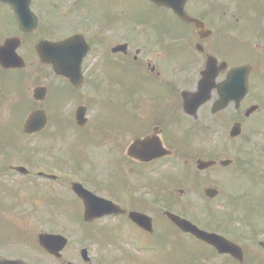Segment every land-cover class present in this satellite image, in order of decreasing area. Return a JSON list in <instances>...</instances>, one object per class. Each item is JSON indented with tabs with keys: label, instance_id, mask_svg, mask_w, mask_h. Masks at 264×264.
<instances>
[{
	"label": "flooded vegetation",
	"instance_id": "1",
	"mask_svg": "<svg viewBox=\"0 0 264 264\" xmlns=\"http://www.w3.org/2000/svg\"><path fill=\"white\" fill-rule=\"evenodd\" d=\"M144 1L149 8L137 12L127 0H0V46L12 40L25 62L0 65V111L11 104L0 116V264H195L198 256L205 264L215 255L237 263L168 211L243 248L227 233L264 244V0H188L205 29ZM65 40V50L52 45ZM210 57V92L194 99ZM242 65L243 96L230 79ZM35 110L46 124L26 134ZM19 137H36L34 150ZM76 184L117 213L87 222ZM187 199L206 202L205 215ZM76 232L87 243L77 249ZM44 234L65 238L53 244L62 245L57 254L43 247Z\"/></svg>",
	"mask_w": 264,
	"mask_h": 264
},
{
	"label": "water",
	"instance_id": "2",
	"mask_svg": "<svg viewBox=\"0 0 264 264\" xmlns=\"http://www.w3.org/2000/svg\"><path fill=\"white\" fill-rule=\"evenodd\" d=\"M150 1L155 2L159 6L165 5L169 8H171L174 12H176L179 15V17H181L185 21L186 20L187 21L193 20L189 17L188 13L185 12V9H184L185 5L187 3V0H150ZM15 10H16L17 18L21 19V11H19V9L17 7L15 8ZM194 21L197 23L198 27L204 28V24L202 22H200L198 20H194ZM204 35H207V34H204ZM67 43H68V41L59 43L58 44L59 50H65L64 47L67 46ZM11 44H12V42H7L5 45L0 46V63L6 68L21 67L24 65V62L19 57V55L16 53L15 47L13 45L11 46ZM207 65H208L207 70L204 73L205 79L200 84V92L197 95V98H199L202 95H206V93H208L211 89V87L209 86V83L211 82L212 78L210 80L209 77H210L212 67H214L216 64L210 58ZM248 71H249V69H247V67L242 66V67H237V68L233 69V71L231 73L232 75H233V73L235 74L234 75L235 81H236L235 84L237 85V89L240 91L243 88L244 89L247 88L246 83H247ZM243 82H244V85H243ZM226 84H229V81H227L223 85L226 86ZM38 92H39V90L36 91V97L37 98H38V96H37ZM227 99H229V98L225 99L226 102L223 105H225L227 103V101H228ZM202 101H204V100H202ZM198 104H201V103L198 102L197 105ZM45 123H46L45 112L35 111L27 119L25 126H24V129L27 133H33L37 129L41 128V126H43ZM204 165H205L204 163H201L200 167L203 168ZM76 191L83 198V200L85 202V205H86L85 215H86L87 220H92L93 218H96V217H99L102 215H106L109 212H114V210H112L111 208H106V210H98V206L101 205L100 201H98L97 196L88 192L87 190H84V189L81 190L76 186ZM142 216L143 215H141V218H140L139 214H136V213L131 214V217L133 219H135L136 222L139 223V225H142L144 227H149L150 221H147ZM169 216L172 219H174V221L178 224V226L180 228H182L184 231H188V232L192 233L195 237L197 236L198 238H201L205 242L210 243L211 245H213L217 249H219V252L228 253V254L231 253L235 258H237L239 260L244 259L243 249L241 247H238L233 242L227 240L225 237H222L219 234L216 235L214 233H210L208 231L205 232L202 229H200L199 227H197L196 225L195 226L192 225V223L190 221H188L186 219L183 220L182 218L176 216L175 214L169 213ZM59 238H61V237L60 236L43 235L41 237V242H42L44 247H46L49 251L53 252V250L51 249L52 248V242L54 243ZM55 244H56V242H55ZM83 254H84V256L86 255V250L83 251ZM11 263L12 262H6L5 264H11Z\"/></svg>",
	"mask_w": 264,
	"mask_h": 264
},
{
	"label": "rangeland",
	"instance_id": "3",
	"mask_svg": "<svg viewBox=\"0 0 264 264\" xmlns=\"http://www.w3.org/2000/svg\"><path fill=\"white\" fill-rule=\"evenodd\" d=\"M127 2L129 3V5L132 3L133 6H132V4H131V6L137 12H141V11L146 10V9L149 8L148 7V4L145 3L144 0H127ZM234 6H235V3H230L227 7H228L229 10H234V8H232ZM3 19H4V13L1 12V14H0V20H3ZM0 74L3 76V73H1V71H0ZM10 106H11V104H9L6 108H4L3 111H0V116H7V115H9L11 113L10 112ZM100 112H101V117H100L99 123L104 124L102 121L106 118V114H105L103 108H101ZM93 115H95V113H93ZM81 132H79V133H81ZM4 134H8L7 130L4 131ZM19 136H21V134H19ZM90 136L92 137V135H90ZM90 136L88 135L87 137L88 138H91ZM34 138L33 137L32 138H29V137H27V138H21V137H19L20 142L18 143V145L21 148L28 149L27 151H33L34 148H35L36 140H37L36 137H34ZM90 140H92V138L89 139L88 141H90ZM81 143L82 142H81V138H80L79 140H77L75 142V145L76 146H81ZM51 144H52V141H48V142L45 141L44 142V145L45 146H49L50 147ZM185 201L188 203V206H191L192 209H194V211L196 213L204 214L205 215L206 202L204 203L203 200H201V201L199 200L198 202L194 203V205H192V204H189V202H190L189 199H187ZM199 216L202 217V218H204V216H202V215H199ZM202 223L205 225L206 224V221H203ZM235 225H236L237 229L241 233V231H243L242 230V228H243L242 225L236 224V223H235ZM227 235L232 236L233 238H235L237 240L238 243H240V244H242V246H244V248H245V255L246 256H248V257H250L251 255H253L254 257H256L258 255L259 256H264V244L263 245H259L258 243H254L251 239L250 240L249 239H245L242 236H240V234L239 235H236L235 233H227ZM80 238H81V235L78 232H76L72 236V239H73V242H74V246L76 247V249L77 248H80V246H83L84 244H87L86 242H84ZM261 239L264 240V234H261ZM254 262H256L257 264H259V261H258L257 258L255 259ZM254 262L252 264H254ZM204 263L205 264H225V263L239 264V263H234L233 261H230L229 262L226 258H224V257H222L220 255H218V256L217 255H215V256H209L207 258H204ZM245 264H249V261L247 260Z\"/></svg>",
	"mask_w": 264,
	"mask_h": 264
}]
</instances>
